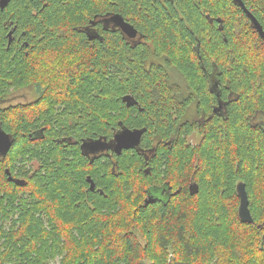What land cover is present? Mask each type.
<instances>
[{
    "label": "trees",
    "instance_id": "1",
    "mask_svg": "<svg viewBox=\"0 0 264 264\" xmlns=\"http://www.w3.org/2000/svg\"><path fill=\"white\" fill-rule=\"evenodd\" d=\"M242 1L264 31V0ZM115 12L151 45L100 20L88 39ZM151 54L166 65L146 69ZM22 89L31 101L0 105V264H264V39L233 0H9L0 103ZM120 124L139 145L86 158Z\"/></svg>",
    "mask_w": 264,
    "mask_h": 264
},
{
    "label": "water",
    "instance_id": "2",
    "mask_svg": "<svg viewBox=\"0 0 264 264\" xmlns=\"http://www.w3.org/2000/svg\"><path fill=\"white\" fill-rule=\"evenodd\" d=\"M233 1L237 3L239 7L244 11V13L250 19L253 27L257 30L259 35L264 39V31L261 25L255 18V16L245 7V4L243 3V1L242 0H233ZM8 2L9 0H0V8L1 9L4 8ZM111 20L117 25H120L123 28V30L129 35L134 36L136 34V29L133 28L127 22H125L119 14L112 15ZM217 21L220 22L221 20L218 18ZM10 34H11V31L9 32V35ZM92 37L94 36H91L90 38ZM131 99H133V97L129 94H126L122 97V100H124L127 105L133 104V101H131ZM221 105L222 104L218 102V105L217 107L214 108V111H217V109H220ZM122 131H126L132 137H134V142L131 144H127V145H120L115 140V137ZM142 133H143V129H129V128L123 127L121 128L119 132H116L114 134L113 138L110 141H106L102 139L83 141L81 144V150L83 154H87L88 152H96L98 150H104L107 148H111L117 154H119L122 149H130V148L137 147L140 143ZM11 144H12L11 135L5 132L0 126V156H5L7 154L8 150L11 147ZM117 147H119L118 151L115 150ZM93 149H95V151H93ZM6 172L8 173V178L10 180H13V177L11 176L8 169H6ZM90 188L93 189V185H90ZM190 189H192V184H190ZM236 189H237V193L239 196L238 215L240 217V220L243 222H252L253 218L248 208V196H247V191L245 189V184L243 182H238ZM155 199L156 198L154 196H149L147 199H145V204L148 202H152Z\"/></svg>",
    "mask_w": 264,
    "mask_h": 264
},
{
    "label": "flooded vegetation",
    "instance_id": "3",
    "mask_svg": "<svg viewBox=\"0 0 264 264\" xmlns=\"http://www.w3.org/2000/svg\"><path fill=\"white\" fill-rule=\"evenodd\" d=\"M173 1V0H172ZM117 14H120L119 12H115ZM208 17V16H207ZM125 22H127L128 24H130L133 28L136 29V34L134 36H131L129 35L128 33H126L123 28L120 26V25H117L116 23H114L112 20H111V15L109 17H103L102 20L99 19V18H96L97 22H94V20H91V24L86 26L85 27V34L86 36L88 37V39L90 40H93V39H102V36L99 34V20L101 21V31L103 32H106L108 33V31H112L113 28L116 29L115 34H117L120 38V40L122 42H124L126 45H128L130 48L132 49H135V48H140V50H143L144 51V47H149L151 44H150V41L146 35V33L143 32L142 29H139L137 26H136V23L133 21V20H130V19H127L126 17L123 18ZM211 21V20H210ZM11 30H9L7 32V36L9 39L13 38L12 36V33L9 35V32ZM12 32V31H11ZM103 35V34H102ZM91 36H94L92 38H90ZM142 64L144 65V67L146 69H149L151 66H155V65H162L163 67L166 65V62L164 59H161L159 57L158 54L156 55H149L148 56V59H142ZM177 71L174 70V69H170L169 70V74L171 76V78H174V79H177ZM181 83V81H179ZM46 84L42 83L39 85V87H44ZM21 91H26L27 93H23V94H26V95H30L31 97H34V92H30L29 90H18L16 91L17 93L18 92H21ZM15 93V92H14ZM12 93L8 98H6V100L10 99V97L14 94ZM129 95H131L133 97V99H131V101H133V104L131 105H127V106H136L138 108H140V104L138 102V100L135 98L134 95H132V93H129ZM124 96V95H123ZM121 96V99L122 97ZM176 96H178L179 100L181 98V94L179 92V94H177ZM31 101V100H30ZM124 101V100H123ZM26 102V101H25ZM125 102V101H124ZM182 102V100L179 101V103ZM3 103V102H1ZM225 106L224 105H221V109ZM57 108V105L55 106ZM125 126H123L122 124L118 125L117 128L115 129L114 131V134L116 132H119L121 130V128H123ZM127 128V127H126ZM129 129H132V128H129ZM113 134V136H114ZM123 150V149H122ZM121 150V152H122ZM82 151V150H81ZM120 152V153H121ZM119 153V154H120ZM113 154H116L118 155L114 150H112L111 148H107V149H104V150H98L96 152H88L86 155V158H89L90 160H93V159H100L102 161V159L104 157H109V158H112V155Z\"/></svg>",
    "mask_w": 264,
    "mask_h": 264
},
{
    "label": "rangeland",
    "instance_id": "4",
    "mask_svg": "<svg viewBox=\"0 0 264 264\" xmlns=\"http://www.w3.org/2000/svg\"><path fill=\"white\" fill-rule=\"evenodd\" d=\"M23 93H27L26 91H21V92H16L10 97V99L8 100H5L3 102V105L2 103H0L1 106H4V105H8V104H14V103H18V102H25V101H30L31 100V96L30 95H26V94H23ZM191 142H194V138H190ZM30 166V163H27V167ZM162 196V195H160ZM53 264V263H52Z\"/></svg>",
    "mask_w": 264,
    "mask_h": 264
},
{
    "label": "snow or ice",
    "instance_id": "5",
    "mask_svg": "<svg viewBox=\"0 0 264 264\" xmlns=\"http://www.w3.org/2000/svg\"><path fill=\"white\" fill-rule=\"evenodd\" d=\"M116 29L113 28L112 32H115ZM115 140L120 144V145H127V144H131L134 142V137H132L128 132L126 131H122L121 133H119L116 137ZM116 151L119 150V147H117L115 149ZM93 151H95V149H93Z\"/></svg>",
    "mask_w": 264,
    "mask_h": 264
},
{
    "label": "bare ground",
    "instance_id": "6",
    "mask_svg": "<svg viewBox=\"0 0 264 264\" xmlns=\"http://www.w3.org/2000/svg\"><path fill=\"white\" fill-rule=\"evenodd\" d=\"M112 15H114V14H112ZM112 15H111V16H112ZM121 17H122V16H121ZM122 18H123V17H122ZM123 20H124V19H123Z\"/></svg>",
    "mask_w": 264,
    "mask_h": 264
}]
</instances>
